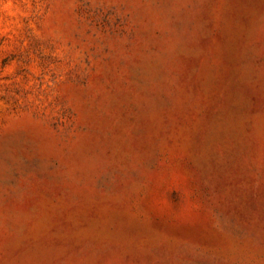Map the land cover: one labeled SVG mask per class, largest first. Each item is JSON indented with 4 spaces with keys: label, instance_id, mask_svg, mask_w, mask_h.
Returning <instances> with one entry per match:
<instances>
[{
    "label": "rangeland",
    "instance_id": "374dc122",
    "mask_svg": "<svg viewBox=\"0 0 264 264\" xmlns=\"http://www.w3.org/2000/svg\"><path fill=\"white\" fill-rule=\"evenodd\" d=\"M0 264H264V0H0Z\"/></svg>",
    "mask_w": 264,
    "mask_h": 264
}]
</instances>
